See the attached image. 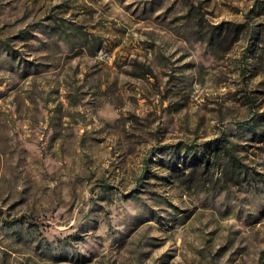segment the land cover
Here are the masks:
<instances>
[{
	"label": "rangeland",
	"instance_id": "rangeland-1",
	"mask_svg": "<svg viewBox=\"0 0 264 264\" xmlns=\"http://www.w3.org/2000/svg\"><path fill=\"white\" fill-rule=\"evenodd\" d=\"M0 264H264V0H0Z\"/></svg>",
	"mask_w": 264,
	"mask_h": 264
},
{
	"label": "trees",
	"instance_id": "trees-1",
	"mask_svg": "<svg viewBox=\"0 0 264 264\" xmlns=\"http://www.w3.org/2000/svg\"><path fill=\"white\" fill-rule=\"evenodd\" d=\"M190 148H192V147H190ZM148 170H149V169H148V168H146V169H145V173H147V172H148Z\"/></svg>",
	"mask_w": 264,
	"mask_h": 264
}]
</instances>
